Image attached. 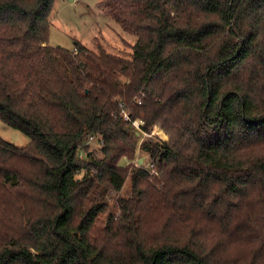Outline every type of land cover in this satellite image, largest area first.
I'll return each instance as SVG.
<instances>
[{"label":"trees","instance_id":"obj_1","mask_svg":"<svg viewBox=\"0 0 264 264\" xmlns=\"http://www.w3.org/2000/svg\"><path fill=\"white\" fill-rule=\"evenodd\" d=\"M53 3L0 0V264H264V0H101L129 58L49 46Z\"/></svg>","mask_w":264,"mask_h":264},{"label":"rangeland","instance_id":"obj_2","mask_svg":"<svg viewBox=\"0 0 264 264\" xmlns=\"http://www.w3.org/2000/svg\"><path fill=\"white\" fill-rule=\"evenodd\" d=\"M101 0H54L47 44L52 47H61L73 50L74 42H79L90 50H95L96 43H101L110 53L123 55L129 58L132 54L131 45L136 38L122 31L120 26L115 23L104 10L98 7ZM0 138L18 146L23 147L29 143V138L19 130L9 127L0 121ZM167 142L168 135L159 126L150 128V136L137 138V148L132 159L122 158L120 164L137 168L144 166L149 170V156L141 150L143 142ZM87 151L94 156H100V148L95 142L89 143ZM156 172V174L154 173ZM153 177H159L160 173L151 171ZM131 173L126 176L123 187L119 193H112L108 201V207L101 220L108 215L117 217L119 207L117 198L126 197L130 193ZM158 187V185L156 184ZM111 193V192H110Z\"/></svg>","mask_w":264,"mask_h":264},{"label":"built area","instance_id":"obj_3","mask_svg":"<svg viewBox=\"0 0 264 264\" xmlns=\"http://www.w3.org/2000/svg\"><path fill=\"white\" fill-rule=\"evenodd\" d=\"M139 104H140V102H139ZM124 119L129 122L130 128L133 130V132L135 133V135L138 138L139 137L141 138V136L142 137L150 136V130L146 132L142 129L144 122L141 118H136V119L130 120L129 117L127 116V114L124 113ZM92 142H95L99 147L103 145V139L100 135H88L85 139V144L88 145L89 143H92ZM80 157H82L81 154H80ZM149 165H150L149 167H152L151 161H150ZM154 173L156 174V172H154Z\"/></svg>","mask_w":264,"mask_h":264}]
</instances>
